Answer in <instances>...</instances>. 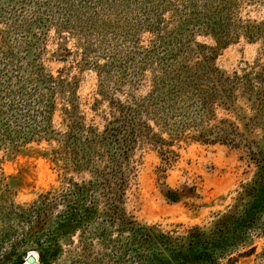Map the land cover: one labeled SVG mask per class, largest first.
I'll return each instance as SVG.
<instances>
[{"label":"rangeland","instance_id":"rangeland-1","mask_svg":"<svg viewBox=\"0 0 264 264\" xmlns=\"http://www.w3.org/2000/svg\"><path fill=\"white\" fill-rule=\"evenodd\" d=\"M222 1L0 0V257L19 242L22 252L38 254L39 260L34 248L48 250L57 211H69L76 201L74 193L63 199L75 183L93 182L94 191L82 205L88 215L76 229L66 228L50 264L107 262L119 251L104 245L111 230L102 214L104 182H124L127 212L166 230L209 225L234 203L240 184L256 171L246 150L181 141L162 160L145 128L137 126L138 116L145 121L143 98L151 78L172 60L195 58L198 43L215 46L193 21L206 3L212 6L210 17L219 13ZM230 17V23L262 20L264 9L243 4ZM256 58L264 65V46L241 37L219 51L217 63L232 70L253 65ZM49 74L56 80L45 82ZM52 92L50 141L21 142L30 128H43ZM121 105L134 111L120 112ZM216 113L236 122L225 111ZM7 135L19 136L17 144ZM168 188L181 191L182 198L169 201ZM47 192V206L58 207L43 230L29 234L40 195ZM103 235L105 240L99 238ZM256 244V253L237 264H264V239Z\"/></svg>","mask_w":264,"mask_h":264},{"label":"trees","instance_id":"trees-1","mask_svg":"<svg viewBox=\"0 0 264 264\" xmlns=\"http://www.w3.org/2000/svg\"><path fill=\"white\" fill-rule=\"evenodd\" d=\"M243 4L259 5L264 9V0H223L219 13H212L210 17L211 4L203 5L202 15H198L193 23H198L196 27L202 35L212 39L215 46L198 43L195 58L188 55L172 60L161 68L159 76L151 78V88L143 98L148 102L143 110L145 121L138 116L137 126L141 131L145 128L148 143L162 160H165V152L181 141L242 148L247 152L248 162L256 168L253 177L240 184L234 203L226 211L216 213L209 225L196 224L183 231L166 230L160 224L138 221L125 207L124 182H101L105 202L102 214L111 226L109 233L104 234L109 235L104 245L116 247L119 251L113 260H96V264H237L240 259L254 255L257 239H264V65L258 64L257 58L253 65L246 64L232 70L217 63L219 51L237 43L241 37L249 43L264 46V18L229 22L228 18L236 15ZM55 80L56 77L49 74L45 82ZM70 93L75 95L74 90ZM54 94L49 93L48 105L43 112L45 123L41 127L44 129L30 128L28 131L31 132L22 136L21 142L50 141L48 133L52 132ZM121 106L120 112L134 111L131 105ZM217 110L235 116L242 127L230 117H218ZM8 137L12 145L17 144L19 136L17 139ZM17 150L18 146L12 147L15 153L19 152ZM93 191L91 181L75 183L73 190L63 196L65 200L68 194L74 193L76 201L69 206V211H57L58 221L48 250L34 248L39 253L38 264H50L51 253L60 251V238L67 233L66 228L76 229L83 217H87L88 210L82 205ZM49 194L40 195L42 202L35 208L34 227L29 234L43 230L51 212L58 207L56 203L47 206L49 199L44 200ZM164 195L171 202L182 198L181 191L172 188H168ZM80 208L81 213H85L79 214ZM104 235L98 237L105 240ZM28 254L22 252L18 242L11 253L6 252L0 257V264H26Z\"/></svg>","mask_w":264,"mask_h":264},{"label":"water","instance_id":"water-1","mask_svg":"<svg viewBox=\"0 0 264 264\" xmlns=\"http://www.w3.org/2000/svg\"><path fill=\"white\" fill-rule=\"evenodd\" d=\"M26 263L27 264H38L39 263L38 254H37V256H35L34 254L29 253L27 258H26Z\"/></svg>","mask_w":264,"mask_h":264}]
</instances>
